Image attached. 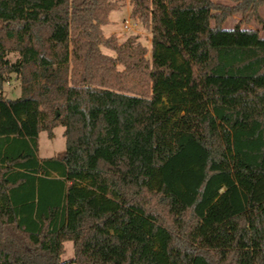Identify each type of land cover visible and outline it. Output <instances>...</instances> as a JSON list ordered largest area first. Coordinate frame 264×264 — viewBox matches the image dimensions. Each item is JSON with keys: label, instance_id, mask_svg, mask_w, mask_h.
I'll use <instances>...</instances> for the list:
<instances>
[{"label": "trees", "instance_id": "trees-1", "mask_svg": "<svg viewBox=\"0 0 264 264\" xmlns=\"http://www.w3.org/2000/svg\"><path fill=\"white\" fill-rule=\"evenodd\" d=\"M117 1L0 0V264H264V0H132L150 57Z\"/></svg>", "mask_w": 264, "mask_h": 264}, {"label": "rangeland", "instance_id": "rangeland-1", "mask_svg": "<svg viewBox=\"0 0 264 264\" xmlns=\"http://www.w3.org/2000/svg\"><path fill=\"white\" fill-rule=\"evenodd\" d=\"M219 4H231L230 0H212ZM259 13L264 19V5L259 7ZM240 16H232L222 23V28H232ZM242 28L256 29L260 35L264 37V24L255 21H250L247 24H242ZM137 35L141 44L148 48L147 57H150L151 49V28L143 23V16L140 11H134L132 0H118L117 8L109 14L108 20L101 25L98 30H95L94 37L97 41V48L103 54L115 55L113 50L106 46L110 37H115L117 43H122L130 36ZM8 58L12 61L16 59V54L11 53ZM121 69V66H118ZM3 98H15L20 95V81L14 74L6 76V81L3 84ZM65 140L63 137V127L57 126L53 129L52 136H48L45 131L38 134V150L37 156L39 159L53 157L64 153ZM64 253L61 256L62 260H70L73 257V247L71 241L63 243ZM155 251H158L155 245ZM214 254L221 261L227 264H243V253L238 252L231 254L228 251H214Z\"/></svg>", "mask_w": 264, "mask_h": 264}, {"label": "crops", "instance_id": "crops-1", "mask_svg": "<svg viewBox=\"0 0 264 264\" xmlns=\"http://www.w3.org/2000/svg\"><path fill=\"white\" fill-rule=\"evenodd\" d=\"M113 11H114V10H113ZM111 12H112V11H111ZM111 12H110V13H111ZM110 13H109V14H110ZM108 17H109V15H108Z\"/></svg>", "mask_w": 264, "mask_h": 264}]
</instances>
